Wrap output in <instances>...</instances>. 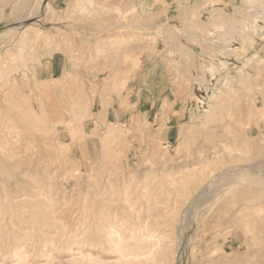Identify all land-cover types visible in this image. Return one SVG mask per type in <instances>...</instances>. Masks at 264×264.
<instances>
[{"label":"rangeland","instance_id":"rangeland-1","mask_svg":"<svg viewBox=\"0 0 264 264\" xmlns=\"http://www.w3.org/2000/svg\"><path fill=\"white\" fill-rule=\"evenodd\" d=\"M35 3L0 26V264H264V19L239 27L256 9L217 16L200 49L174 27L74 39ZM227 24L232 81L201 100L203 42Z\"/></svg>","mask_w":264,"mask_h":264},{"label":"crops","instance_id":"crops-1","mask_svg":"<svg viewBox=\"0 0 264 264\" xmlns=\"http://www.w3.org/2000/svg\"><path fill=\"white\" fill-rule=\"evenodd\" d=\"M13 2L14 0H0V26L8 19ZM50 8L54 11L56 9L62 15L66 12V19L62 23L51 24L67 25L71 31L68 33V29L67 33L74 39L79 37L91 39L92 36L103 35L105 31L115 26L118 29L126 27L128 32L133 30L130 28L141 26L144 33L148 29L159 31L160 34L156 33L154 36L157 37L156 42L163 43L167 37L164 32L174 27L180 34V42L186 48H192L196 42V46L201 49L203 33L221 23L217 21V16L231 18L233 24L238 25L237 11H247L251 7L246 6L245 0H53ZM81 10L88 12L80 15ZM197 17L202 25L195 23L199 28L194 29L192 22ZM139 19L142 20L140 24ZM222 23L225 24L227 21ZM226 26L229 27V24ZM95 29L98 30V34H92ZM147 34L149 35V32ZM61 57H63L61 53H55L49 58L47 70L52 78L60 75L66 65L67 61L64 57L60 60Z\"/></svg>","mask_w":264,"mask_h":264},{"label":"built area","instance_id":"built-area-1","mask_svg":"<svg viewBox=\"0 0 264 264\" xmlns=\"http://www.w3.org/2000/svg\"><path fill=\"white\" fill-rule=\"evenodd\" d=\"M228 37V43H227V52H217L216 49H218L220 44L223 43V39L218 36H213V33L208 34V38L203 42L204 47H207L209 50H205L203 55L205 57V62L207 61L212 67L213 70L210 71V68L206 64L205 70L202 69V67H199L198 74L196 75V83L198 90L200 93L201 100H205V95L209 93V91H212L213 93H218L216 88L219 85V80H221L224 77H229L230 81H232L231 78V71H228V67L230 66V63H227L226 67H224L221 63H223L221 60L224 59L225 54L230 52L232 50V47H236V42L238 40H241L237 35L230 32V27H226L225 29ZM226 37V36H224ZM223 37V38H224ZM226 44V43H225ZM216 65V66H214ZM230 83V82H229ZM228 83V84H229ZM221 91L222 89H225L226 87H223L221 84Z\"/></svg>","mask_w":264,"mask_h":264},{"label":"bare ground","instance_id":"bare-ground-1","mask_svg":"<svg viewBox=\"0 0 264 264\" xmlns=\"http://www.w3.org/2000/svg\"><path fill=\"white\" fill-rule=\"evenodd\" d=\"M25 1V0H24ZM27 1V0H26ZM30 1V0H29ZM34 1H36V3H35V11L33 12L34 14H32V15H37V13H39L41 10H42V8L44 7V6H42L41 5V0H34ZM43 1V0H42ZM245 3L246 4H248L247 6L248 7H251L252 9H256V11L255 10H250L249 12H248V16H249V18L248 19H246L245 20V22L242 24V23H240L239 24V27L243 30V31H247V27H246V24H250V25H252V27H253V24H251L252 23V20H256V19H260V18H263L264 19V13H262V12H264V0H245ZM45 9H50V5L49 4H45V7H44ZM247 10V9H246ZM29 19H33L32 17L31 18H29ZM28 19V20H29ZM263 19H261V20H263ZM264 21V20H263ZM257 22V21H256ZM123 26V25H122ZM206 27V26H205ZM211 27V26H210ZM251 27V26H250ZM259 29H261L262 30V28H259ZM9 30H11V29H9ZM9 30H4V31H2V32H0V42L2 41V40H4L6 37H7V35H8V31ZM154 31V30H153ZM165 31V30H164ZM175 31V30H174ZM182 31V30H181ZM230 32L231 33H233V34H235V35H237L240 39L242 38L243 40L245 39L242 35H241V33L238 31V28L237 27H235L234 25L233 26H230ZM257 32V31H256ZM166 33V32H165ZM169 33V32H168ZM160 34V33H159ZM171 34V33H170ZM178 35V34H177ZM168 36H169V34H168ZM116 37V36H115ZM155 38V37H154ZM110 39V38H109ZM222 39L223 40H225L226 42V44H224V45H220L221 47H219L216 51L217 52H223V53H226L227 52V49H225V48H227V43H228V37H222ZM241 39V40H242ZM152 40H154V39H152ZM175 40V39H174ZM109 41V40H108ZM168 41V40H167ZM167 41H165V42H167ZM177 41V40H176ZM244 42H246V41H244ZM168 43V42H167ZM169 44H171V42L169 43ZM169 49H170V47H168ZM167 48V49H168ZM166 49V50H167ZM238 49V48H237ZM170 51V50H169ZM229 53V52H228ZM256 56V55H255ZM255 56L252 58H249V61L250 62H252V61H254L253 59L255 58ZM223 62V61H222ZM261 62V61H260ZM224 67H226V63L225 62H223V63H221ZM258 64V63H257ZM209 67H211L212 69H213V67L209 64ZM217 67V66H216ZM237 81H238V83H243L244 82V78L243 77H241V76H239L238 78H237ZM217 96H214L212 99H215ZM225 135H227V134H225ZM220 144V143H219ZM220 146V145H219ZM223 146V145H222ZM224 147V146H223ZM235 173V172H234ZM223 175H225V173H223ZM227 175V174H226ZM233 175V174H232ZM236 175V174H235ZM221 176H222V174H221ZM230 176H231V174H230ZM225 177V176H224ZM240 177V176H239ZM217 180V179H216ZM224 180H226V178L224 179ZM214 181V180H213ZM263 182V181H262ZM216 183H217V181H216ZM215 184V183H214ZM264 184V183H263ZM205 186V185H204ZM206 187V186H205ZM209 188V187H208ZM201 190V189H200ZM252 223V222H251ZM118 247H119V249L120 250H123L125 247H132L135 243H133L132 244V246H130L131 245V243H129V242H126L125 240H123V239H121V238H119L118 237ZM116 241V242H117ZM117 244V243H116ZM130 244V245H129ZM136 246H140L141 244L140 243H136L135 244ZM158 245V247L160 246V244L158 243L157 244ZM155 246V245H154ZM134 247V246H133ZM118 249V250H119ZM144 254V253H143ZM145 255V257L147 258V259H150V258H153V256H154V253H153V250L152 251H147V253L146 254H144ZM143 256V255H142ZM145 258V259H146Z\"/></svg>","mask_w":264,"mask_h":264}]
</instances>
